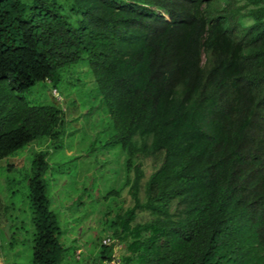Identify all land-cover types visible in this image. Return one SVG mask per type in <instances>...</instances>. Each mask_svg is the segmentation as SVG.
Masks as SVG:
<instances>
[{
	"label": "trees",
	"instance_id": "obj_1",
	"mask_svg": "<svg viewBox=\"0 0 264 264\" xmlns=\"http://www.w3.org/2000/svg\"><path fill=\"white\" fill-rule=\"evenodd\" d=\"M74 64L94 75L119 160L108 194L131 199L104 214L98 264L118 242L117 264H264V0H0V160L36 139L64 146L57 87ZM41 82L53 102L28 103ZM47 155L28 182L31 264L66 251Z\"/></svg>",
	"mask_w": 264,
	"mask_h": 264
},
{
	"label": "rangeland",
	"instance_id": "obj_2",
	"mask_svg": "<svg viewBox=\"0 0 264 264\" xmlns=\"http://www.w3.org/2000/svg\"><path fill=\"white\" fill-rule=\"evenodd\" d=\"M68 69L70 75L63 70L62 82L57 87L64 97L69 94L67 106L61 103L68 109L62 136L64 146L58 148L50 140L36 139L0 160V245H4L0 249V264L4 260L7 264H31L34 228L28 182L32 159L40 150L48 153L50 167L45 177L54 201L52 209L60 219V240L66 247L60 264H98L100 239L112 233L108 228L114 207L125 209L131 205L128 186L121 189L117 201L108 194L120 186V174L115 171L119 160L116 149L105 145L109 136L105 129L107 117L97 107L94 75L77 64ZM65 78L75 85L65 84ZM50 86L49 82L38 83L32 89V96L28 92L21 96L30 104L51 103L53 98L49 92L54 96L56 93L50 91ZM7 107L8 104L0 107V116ZM69 132L73 134L68 136ZM72 155L79 158L74 159ZM150 165V161L144 162L145 178L152 170ZM106 211L110 216L104 215ZM148 219V212H138L137 222ZM10 237H14V244L6 246ZM72 246L82 248L79 259L75 258ZM113 253L120 259L125 254V244L118 242Z\"/></svg>",
	"mask_w": 264,
	"mask_h": 264
},
{
	"label": "built area",
	"instance_id": "obj_3",
	"mask_svg": "<svg viewBox=\"0 0 264 264\" xmlns=\"http://www.w3.org/2000/svg\"><path fill=\"white\" fill-rule=\"evenodd\" d=\"M111 242V238L109 236H106L102 239V243L104 245H107ZM104 264H116V261L114 259L110 260V261H105Z\"/></svg>",
	"mask_w": 264,
	"mask_h": 264
},
{
	"label": "clouds",
	"instance_id": "obj_4",
	"mask_svg": "<svg viewBox=\"0 0 264 264\" xmlns=\"http://www.w3.org/2000/svg\"><path fill=\"white\" fill-rule=\"evenodd\" d=\"M112 259H114L115 261H116V264H117V262H118V260L116 259V256L114 255V253H113V257H112ZM106 260H104V262H105ZM104 262L102 263V264H104ZM3 264H5V262H3Z\"/></svg>",
	"mask_w": 264,
	"mask_h": 264
},
{
	"label": "crops",
	"instance_id": "obj_5",
	"mask_svg": "<svg viewBox=\"0 0 264 264\" xmlns=\"http://www.w3.org/2000/svg\"><path fill=\"white\" fill-rule=\"evenodd\" d=\"M4 262L6 263V261L4 260ZM7 264V263H6Z\"/></svg>",
	"mask_w": 264,
	"mask_h": 264
}]
</instances>
